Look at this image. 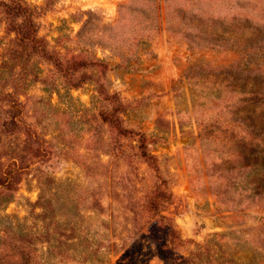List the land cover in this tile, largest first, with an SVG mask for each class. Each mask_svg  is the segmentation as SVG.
I'll return each instance as SVG.
<instances>
[{"label":"rangeland","instance_id":"rangeland-1","mask_svg":"<svg viewBox=\"0 0 264 264\" xmlns=\"http://www.w3.org/2000/svg\"><path fill=\"white\" fill-rule=\"evenodd\" d=\"M0 264H264V0H0Z\"/></svg>","mask_w":264,"mask_h":264},{"label":"trees","instance_id":"trees-1","mask_svg":"<svg viewBox=\"0 0 264 264\" xmlns=\"http://www.w3.org/2000/svg\"><path fill=\"white\" fill-rule=\"evenodd\" d=\"M35 37V36H34ZM144 156L148 157V158H153V155H148V153H144Z\"/></svg>","mask_w":264,"mask_h":264}]
</instances>
